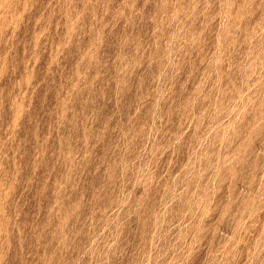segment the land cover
I'll return each mask as SVG.
<instances>
[{
    "label": "rangeland",
    "instance_id": "obj_1",
    "mask_svg": "<svg viewBox=\"0 0 264 264\" xmlns=\"http://www.w3.org/2000/svg\"><path fill=\"white\" fill-rule=\"evenodd\" d=\"M0 264H264V0H0Z\"/></svg>",
    "mask_w": 264,
    "mask_h": 264
}]
</instances>
